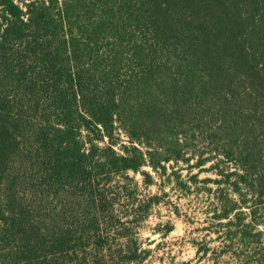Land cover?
<instances>
[{"label":"trees","instance_id":"obj_1","mask_svg":"<svg viewBox=\"0 0 264 264\" xmlns=\"http://www.w3.org/2000/svg\"><path fill=\"white\" fill-rule=\"evenodd\" d=\"M24 101L38 105L32 143L50 178L93 192L98 175L154 184L151 170L206 142L193 166L236 165L219 216L264 264V0H0V179L27 134ZM45 233L37 263L67 264L68 234L51 235L59 260Z\"/></svg>","mask_w":264,"mask_h":264},{"label":"rangeland","instance_id":"obj_2","mask_svg":"<svg viewBox=\"0 0 264 264\" xmlns=\"http://www.w3.org/2000/svg\"><path fill=\"white\" fill-rule=\"evenodd\" d=\"M18 108L27 134L0 179V264H38V231H50L42 235L47 254L55 249L60 255L52 246L54 232L68 234L67 264H255L252 251L230 239L231 217L219 216L227 198L236 197L234 176H227L236 165L219 157L193 166L197 153L209 154L206 142L189 147L186 156L196 154L190 160L171 161L161 174L151 170L154 184L132 171L98 175L93 192L50 178L32 143L38 105L24 101ZM120 135L128 141L122 130ZM93 197L102 198L101 210ZM25 247L34 249L32 255L20 251Z\"/></svg>","mask_w":264,"mask_h":264}]
</instances>
